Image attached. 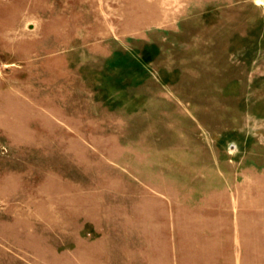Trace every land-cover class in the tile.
Returning <instances> with one entry per match:
<instances>
[{"label":"rangeland","instance_id":"obj_1","mask_svg":"<svg viewBox=\"0 0 264 264\" xmlns=\"http://www.w3.org/2000/svg\"><path fill=\"white\" fill-rule=\"evenodd\" d=\"M178 229L264 258V0H0V264H162Z\"/></svg>","mask_w":264,"mask_h":264},{"label":"crops","instance_id":"obj_2","mask_svg":"<svg viewBox=\"0 0 264 264\" xmlns=\"http://www.w3.org/2000/svg\"><path fill=\"white\" fill-rule=\"evenodd\" d=\"M168 228V223H167ZM260 231H258V238H260ZM167 234V233H166ZM185 231L177 230V236L175 239V249L173 252L170 251V239L167 234V239L165 242H161V245H151L147 251L146 258H162V264H225V259L228 264H239V262L233 256H226V258H211L205 254V252L200 247V258L199 256H194L198 252L194 249L186 250V241H185ZM234 236V234H231ZM231 236V237H232ZM204 241V240H203ZM204 244V243H203ZM202 246V243H201ZM258 255L257 258H246L245 263L248 264H264V258H260V239L257 241ZM203 251V252H202ZM172 253V255H171ZM193 253V256L189 255ZM133 258V257H132ZM233 258V259H232Z\"/></svg>","mask_w":264,"mask_h":264},{"label":"snow or ice","instance_id":"obj_3","mask_svg":"<svg viewBox=\"0 0 264 264\" xmlns=\"http://www.w3.org/2000/svg\"><path fill=\"white\" fill-rule=\"evenodd\" d=\"M258 2H260V0H258Z\"/></svg>","mask_w":264,"mask_h":264}]
</instances>
